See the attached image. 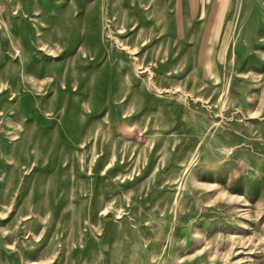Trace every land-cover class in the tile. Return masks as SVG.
I'll list each match as a JSON object with an SVG mask.
<instances>
[{
    "label": "rangeland",
    "instance_id": "374dc122",
    "mask_svg": "<svg viewBox=\"0 0 264 264\" xmlns=\"http://www.w3.org/2000/svg\"><path fill=\"white\" fill-rule=\"evenodd\" d=\"M0 264H264V0H0Z\"/></svg>",
    "mask_w": 264,
    "mask_h": 264
}]
</instances>
